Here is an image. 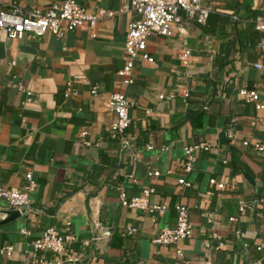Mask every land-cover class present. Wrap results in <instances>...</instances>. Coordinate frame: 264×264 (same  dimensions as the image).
Here are the masks:
<instances>
[{
    "label": "crops",
    "instance_id": "obj_1",
    "mask_svg": "<svg viewBox=\"0 0 264 264\" xmlns=\"http://www.w3.org/2000/svg\"><path fill=\"white\" fill-rule=\"evenodd\" d=\"M64 1L0 0V11ZM76 1L90 14L114 15L94 31L62 37L12 39L0 31V187L23 190L27 173L36 183L29 210L0 226V249L12 247L0 251V264H30L32 243L49 228L72 237L63 262L174 264L175 245L154 238L174 226L175 204L188 207L193 230L178 244L185 264H264V154L252 146L264 142V110L238 93L255 90L264 102L256 28L264 0H203L212 7L206 24L184 18L174 36L149 37L152 61L136 62L130 85L117 74L128 25L138 18L123 11L129 0ZM183 40L194 54L189 69L178 59ZM19 86L31 91L30 102ZM113 93L132 104L118 139L110 136ZM202 142L208 148L196 150L185 171L184 148ZM154 170L160 174L149 176ZM148 187L151 204L168 206L163 214L121 204V189L131 199ZM12 209L0 197V220Z\"/></svg>",
    "mask_w": 264,
    "mask_h": 264
},
{
    "label": "built area",
    "instance_id": "obj_2",
    "mask_svg": "<svg viewBox=\"0 0 264 264\" xmlns=\"http://www.w3.org/2000/svg\"><path fill=\"white\" fill-rule=\"evenodd\" d=\"M203 0H129V4L123 7V11H132L138 18L128 25L126 38L123 45V65L117 71V74L123 77V83L130 85L133 83V70L138 60L152 61L148 51V39L153 35L164 37L174 36L184 18L194 21L199 25L207 22L212 7L204 5ZM114 12L99 9L95 14L87 12L86 8L76 0H65L64 2H54L45 9L31 8L26 13L19 4L12 5L10 11H0V31H4L9 38L21 39L25 34H34L41 37L44 34H52L56 37H62L68 31L75 29L89 28L94 31L97 22L104 18L113 16ZM256 28L261 33L259 42L260 48L264 52V18L256 20ZM181 33V31H180ZM181 37L182 34H177ZM95 36V33H92ZM193 51L186 41H182L181 50L178 53L180 66L191 68L193 66ZM259 67V65H257ZM21 91L26 94V102L31 101V91L19 86ZM71 92V82L67 83L66 95ZM96 88L92 89V94H96ZM239 96L246 102L253 103L257 110H264V102L260 101L259 95L255 90L241 88ZM173 95H170L172 97ZM188 93L182 94L185 98ZM164 96L160 95V99ZM131 102L123 93H113L107 101V108L115 115V119L110 126V136L112 139L123 138L125 131L130 123L129 108ZM81 135H86L82 131ZM86 144H89L86 142ZM244 145H249L245 141ZM255 151L264 154V142L252 144ZM207 149L206 142L190 145L184 148L186 157L185 171L192 168L194 161V152L199 149ZM158 170L148 172L149 176H158ZM27 183L23 190L16 188L0 187V197L5 199L10 207L21 211L29 210L28 192L31 191L36 183L31 173L25 175ZM215 183L214 180H210ZM179 184L189 186L190 183L184 178L178 179ZM222 187L223 184H219ZM154 192L153 188H144L142 195L137 198L128 199L124 190H120V201L123 206H132L142 209H150L152 212L163 214L168 206L165 204H154L149 202V196ZM175 212V221L173 227H167L154 238L157 244L175 245L176 260L174 264H185L183 250L178 246L180 240L192 235V225L189 220L188 207L183 204L173 206ZM232 219V218H231ZM134 228H128L126 233L131 234ZM70 236H62L53 228L45 230L42 235L36 239L31 250L27 254V260L30 264H62L63 260L59 254L64 252L66 242L71 239ZM264 244L258 247L261 249ZM11 246H4L0 249L2 253L10 254Z\"/></svg>",
    "mask_w": 264,
    "mask_h": 264
},
{
    "label": "water",
    "instance_id": "obj_3",
    "mask_svg": "<svg viewBox=\"0 0 264 264\" xmlns=\"http://www.w3.org/2000/svg\"><path fill=\"white\" fill-rule=\"evenodd\" d=\"M2 214L4 215V218L0 220V226L8 224L20 217L22 211L19 209L5 210ZM62 264H74V261L72 259H68L62 262Z\"/></svg>",
    "mask_w": 264,
    "mask_h": 264
}]
</instances>
